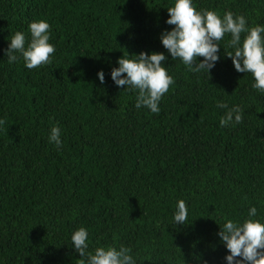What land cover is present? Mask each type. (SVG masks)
Wrapping results in <instances>:
<instances>
[{
    "label": "trees",
    "instance_id": "1",
    "mask_svg": "<svg viewBox=\"0 0 264 264\" xmlns=\"http://www.w3.org/2000/svg\"><path fill=\"white\" fill-rule=\"evenodd\" d=\"M195 3L264 24V0ZM168 4L0 0V264H79L70 236L81 226L92 244L131 247L138 264H226L216 220L264 204V94L226 56L210 76L173 61L160 41ZM33 19L51 25L52 63L9 65V35ZM127 51L169 55L176 82L158 115L111 79ZM218 100L244 107V122L221 128ZM177 199L189 224L171 222Z\"/></svg>",
    "mask_w": 264,
    "mask_h": 264
},
{
    "label": "clouds",
    "instance_id": "2",
    "mask_svg": "<svg viewBox=\"0 0 264 264\" xmlns=\"http://www.w3.org/2000/svg\"><path fill=\"white\" fill-rule=\"evenodd\" d=\"M165 23L172 26L160 33V41L173 61L179 60L193 74H208L222 56L230 58L239 73L252 77V88L264 94V24L250 23L243 13L230 9L222 13L209 7H197L195 0H169ZM26 34L15 31L9 35L5 49L9 65L23 61L26 69H37L52 63L56 47L51 43V25L45 19H33ZM221 46L223 53H221ZM162 51L123 53L112 67L110 76L122 90L135 94V107L151 114L161 112V102L175 84L165 63L169 59ZM202 58V59H201ZM105 83L103 70L97 72ZM211 78V77H210ZM224 110L219 120L221 128L236 127L244 122L245 109L225 100L216 102ZM4 121L0 120V125ZM48 142L62 149V129L51 123ZM188 202L177 199L172 213L173 225L188 223ZM217 236L225 247L226 264H264V204L250 205L247 214L222 216ZM72 248L79 253V264H138L131 247L123 244H92L89 231L81 226L70 236Z\"/></svg>",
    "mask_w": 264,
    "mask_h": 264
}]
</instances>
